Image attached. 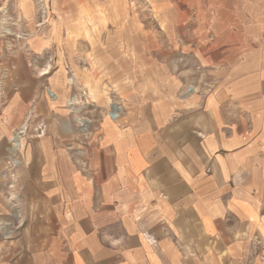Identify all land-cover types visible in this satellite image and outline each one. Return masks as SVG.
Instances as JSON below:
<instances>
[{"label":"crops","instance_id":"0c3cea01","mask_svg":"<svg viewBox=\"0 0 264 264\" xmlns=\"http://www.w3.org/2000/svg\"><path fill=\"white\" fill-rule=\"evenodd\" d=\"M6 1L25 20L31 0ZM246 1L214 8L211 87L135 100L119 72L113 121L88 117L100 72L73 67L51 97L0 37V264H264V25Z\"/></svg>","mask_w":264,"mask_h":264},{"label":"rangeland","instance_id":"374dc122","mask_svg":"<svg viewBox=\"0 0 264 264\" xmlns=\"http://www.w3.org/2000/svg\"><path fill=\"white\" fill-rule=\"evenodd\" d=\"M6 2L13 10L18 8L17 0ZM28 2L25 20L11 10L0 18L3 55L15 63L25 56L26 69L20 71L26 72L28 81H41L48 95L53 89L72 87L73 67L100 72L96 78L91 75L90 84L100 89L105 112L88 113L92 120L103 116L113 121L118 108L127 104L125 95H115L119 72L122 83L134 87L135 100L148 95L151 99L153 92L172 87L188 95L214 84L211 74H205L210 68L203 64L211 54L218 0H59L61 6L57 0ZM246 8L260 13L248 15L246 24L264 25V0L246 1ZM65 9L74 13L58 14ZM84 121L76 122L81 140L98 130ZM256 243L252 258L264 262V241Z\"/></svg>","mask_w":264,"mask_h":264}]
</instances>
